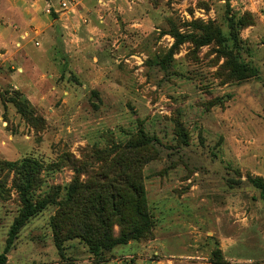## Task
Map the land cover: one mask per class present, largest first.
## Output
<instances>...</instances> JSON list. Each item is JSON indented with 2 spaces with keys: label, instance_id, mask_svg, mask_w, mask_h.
<instances>
[{
  "label": "rangeland",
  "instance_id": "1",
  "mask_svg": "<svg viewBox=\"0 0 264 264\" xmlns=\"http://www.w3.org/2000/svg\"><path fill=\"white\" fill-rule=\"evenodd\" d=\"M26 158L4 264H264V0H0V161Z\"/></svg>",
  "mask_w": 264,
  "mask_h": 264
},
{
  "label": "trees",
  "instance_id": "2",
  "mask_svg": "<svg viewBox=\"0 0 264 264\" xmlns=\"http://www.w3.org/2000/svg\"><path fill=\"white\" fill-rule=\"evenodd\" d=\"M251 72V71H250ZM7 167H15L17 171V178L14 180L15 185L21 192V200L23 203V208L21 210L20 217L14 221L12 226L10 227V230L8 232V238L6 240V245L4 252L0 254V264H4L5 261V252L8 250L10 245L12 244V240L16 234V232L19 230V228L23 225L24 221L32 214H34L36 208L35 206L30 202L28 198L29 191L32 187V185L35 183V174L39 172L40 169V163L36 160L26 158L22 160V162L19 165H16L15 162H8V161H0V174L4 171L5 168ZM129 169V168H128ZM127 169V170H128ZM259 181L258 179L255 180ZM112 184H115L114 181H112ZM1 187V186H0ZM112 189V192L109 194V200L111 201V205L114 211H120L119 203L117 202V196L116 192H118V189H114L111 185L109 186ZM264 186L262 185V188ZM129 190H131V196L133 195V200L132 197L130 201L133 202L134 207H135V212L136 214L141 218V219H146L147 217V212L145 209V204L143 203L142 199V188L141 185L135 182L130 183L129 185ZM73 191V189L70 190V193ZM121 201V197L119 198ZM95 203V206L93 208V212L95 214H100L103 216L106 213V207L103 205V199L99 195L96 197V199L93 200ZM122 203V202H121ZM86 214V212H85ZM102 219V223H104ZM126 235H122L120 237H115L110 244L114 245L117 243H121L125 241ZM218 264H223L221 261L218 262Z\"/></svg>",
  "mask_w": 264,
  "mask_h": 264
},
{
  "label": "water",
  "instance_id": "3",
  "mask_svg": "<svg viewBox=\"0 0 264 264\" xmlns=\"http://www.w3.org/2000/svg\"><path fill=\"white\" fill-rule=\"evenodd\" d=\"M128 238H129V236H128Z\"/></svg>",
  "mask_w": 264,
  "mask_h": 264
}]
</instances>
